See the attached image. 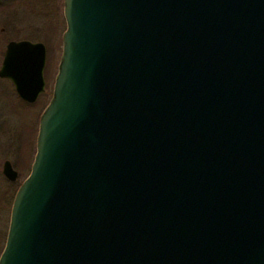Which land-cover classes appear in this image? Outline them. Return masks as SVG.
<instances>
[{
  "label": "water",
  "instance_id": "water-1",
  "mask_svg": "<svg viewBox=\"0 0 264 264\" xmlns=\"http://www.w3.org/2000/svg\"><path fill=\"white\" fill-rule=\"evenodd\" d=\"M62 16L0 264H264V0H62ZM44 64L42 43L10 41L0 79L32 103Z\"/></svg>",
  "mask_w": 264,
  "mask_h": 264
},
{
  "label": "rangeland",
  "instance_id": "rangeland-1",
  "mask_svg": "<svg viewBox=\"0 0 264 264\" xmlns=\"http://www.w3.org/2000/svg\"><path fill=\"white\" fill-rule=\"evenodd\" d=\"M64 29L62 0H0V60L10 41L43 42L48 52L46 66L53 73L59 61ZM51 88L52 77L42 100L47 98ZM42 106L22 103L8 82L0 79V171L2 161L7 160L18 173L16 180L9 182L0 172V254L6 238L12 197L20 182L27 177L35 153Z\"/></svg>",
  "mask_w": 264,
  "mask_h": 264
},
{
  "label": "flooded vegetation",
  "instance_id": "flooded-vegetation-1",
  "mask_svg": "<svg viewBox=\"0 0 264 264\" xmlns=\"http://www.w3.org/2000/svg\"><path fill=\"white\" fill-rule=\"evenodd\" d=\"M47 38H48V37H45V39H47ZM48 39H49V38H48ZM40 43H42L43 46H44V48H45V64H44L43 71H42V77H43L44 87H43V92L40 93V94L37 96V98H36V100H35L34 102H32V103H28V102H25V101L21 100V99H20L19 97H17V95L15 94V91H14V88H13L12 84H11L8 80H6V79H2V80H5L6 82H8V84L11 86V89H12L13 94H14L15 97L18 98V100H20L22 103H24V104H26V105H29V106H32V107H37L38 104H42L43 106H42V109H41V112H40V115H41L42 111L44 110V108L46 107L48 101H49L50 98H51L52 88H51L50 92H48V94H47V98H46L45 100H42L41 97L47 93V84H48L49 80L51 79V77H52V87H53V83H54V78H55V75H56V71H57L56 69H57V67H56V69L54 70V72L52 73V70L50 69V67L46 66V65H47V54H48V52H47V48H46V45H45L43 42H40ZM3 52H4V51H3ZM2 57H3V54H2V56H1L0 65H1ZM39 117H40V116H39ZM32 160H33V159H32ZM6 161H7V160H4V161H2V163H1V171H0L1 174H2V167H3V164H4ZM7 162H9V161H7ZM13 163H14V162H13ZM9 164H10L12 170H14V171L17 173V171L13 168V164H11L10 162H9ZM2 176H3V175H2ZM17 176H18V173H17ZM17 176H16V178H17ZM3 177H4V176H3ZM15 180H16V179H15ZM7 181H8V180H7ZM9 182H14V181H9ZM20 183H21V182H20ZM19 185H20V184H19ZM19 185H18V186H19ZM17 188H18V187H17ZM14 194H15V193H14ZM13 197H14V195H13ZM13 197H12V200H13ZM11 203H12V201H11ZM10 208H11V205H10ZM9 213H10V212H9Z\"/></svg>",
  "mask_w": 264,
  "mask_h": 264
}]
</instances>
